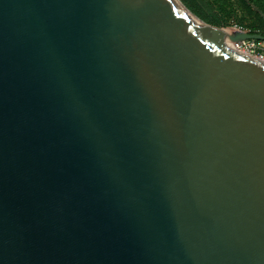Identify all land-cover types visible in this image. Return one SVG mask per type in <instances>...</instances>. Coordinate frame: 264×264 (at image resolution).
<instances>
[{"label":"water","instance_id":"obj_1","mask_svg":"<svg viewBox=\"0 0 264 264\" xmlns=\"http://www.w3.org/2000/svg\"><path fill=\"white\" fill-rule=\"evenodd\" d=\"M186 11L0 0V264H264V64Z\"/></svg>","mask_w":264,"mask_h":264},{"label":"rangeland","instance_id":"obj_2","mask_svg":"<svg viewBox=\"0 0 264 264\" xmlns=\"http://www.w3.org/2000/svg\"><path fill=\"white\" fill-rule=\"evenodd\" d=\"M195 18L213 30L226 29L240 21L247 30L262 28L263 22L244 0H178ZM264 14V0H254Z\"/></svg>","mask_w":264,"mask_h":264},{"label":"built area","instance_id":"obj_3","mask_svg":"<svg viewBox=\"0 0 264 264\" xmlns=\"http://www.w3.org/2000/svg\"><path fill=\"white\" fill-rule=\"evenodd\" d=\"M230 33L244 32L249 34H259V32H251L239 24H231L227 27ZM233 50L245 56L253 58L264 64V39L263 40H246L241 42H233Z\"/></svg>","mask_w":264,"mask_h":264},{"label":"bare ground","instance_id":"obj_4","mask_svg":"<svg viewBox=\"0 0 264 264\" xmlns=\"http://www.w3.org/2000/svg\"><path fill=\"white\" fill-rule=\"evenodd\" d=\"M176 2L180 5V7H183L181 4H180V2H178V0H176ZM184 8V7H183ZM185 9V8H184ZM186 10V9H185ZM188 14H189V16L193 19V20H195L196 22H199V23H201L202 25H203V23L200 21V20H198L197 18H195L192 14H190L188 11H186ZM211 31L213 32V34L227 47V48H229V49H231V50H233V42L232 41H230V40H228L227 39V32H223V31H221V32H217V31H215V30H213V29H211Z\"/></svg>","mask_w":264,"mask_h":264},{"label":"trees","instance_id":"obj_5","mask_svg":"<svg viewBox=\"0 0 264 264\" xmlns=\"http://www.w3.org/2000/svg\"><path fill=\"white\" fill-rule=\"evenodd\" d=\"M245 1V3L247 4V6L250 8V9H253L252 8V6L251 5H249L247 2H246V0H244ZM249 3H251L253 6H255L256 8H257V10H253L254 11V13L258 16V18H260L261 20H262V22H263V17H262V15L264 16V14H263V12L260 10V8L254 3V0H247ZM235 23H237V24H239L240 26H243L244 27V25L240 22V21H238L237 20V22L236 21H234ZM263 24V27L262 28H256V29H253L251 32H254V33H256V32H259V34H261V35H263L264 36V22L262 23ZM244 28H246V27H244ZM247 29V28H246Z\"/></svg>","mask_w":264,"mask_h":264}]
</instances>
